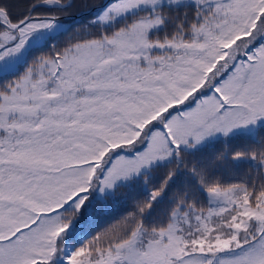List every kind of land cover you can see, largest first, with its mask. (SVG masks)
Segmentation results:
<instances>
[{"label": "snow or ice", "instance_id": "6c2138e0", "mask_svg": "<svg viewBox=\"0 0 264 264\" xmlns=\"http://www.w3.org/2000/svg\"><path fill=\"white\" fill-rule=\"evenodd\" d=\"M0 264H264V0H0Z\"/></svg>", "mask_w": 264, "mask_h": 264}, {"label": "trees", "instance_id": "16d2710c", "mask_svg": "<svg viewBox=\"0 0 264 264\" xmlns=\"http://www.w3.org/2000/svg\"><path fill=\"white\" fill-rule=\"evenodd\" d=\"M22 2H23V0H22ZM89 2H92V0H89ZM80 19H82V17H79V16H78V17H77V22H79ZM241 143H243V142H242V141H237V142H236L237 145H239V144H241ZM129 203H130V200H129ZM104 226H106V222H101L100 227H104Z\"/></svg>", "mask_w": 264, "mask_h": 264}]
</instances>
